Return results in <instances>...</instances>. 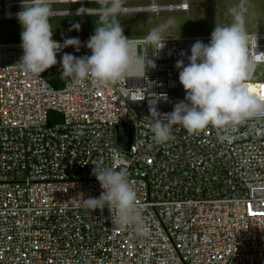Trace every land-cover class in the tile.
Returning <instances> with one entry per match:
<instances>
[{
	"label": "built area",
	"instance_id": "1",
	"mask_svg": "<svg viewBox=\"0 0 264 264\" xmlns=\"http://www.w3.org/2000/svg\"><path fill=\"white\" fill-rule=\"evenodd\" d=\"M188 1L126 0L123 14L186 12ZM81 2L53 10L52 18L101 15L97 0ZM23 3L33 0H3L0 19L18 20L13 9ZM251 35L253 51L264 56V32ZM210 39L169 36L159 56L143 38L132 39L137 55L149 57L155 68L142 65L114 85L65 78L59 89L43 73L22 70V42H0V264H264V119L228 133L210 126L189 134L175 124L169 142L153 140L149 101L157 100L165 114L185 100L176 62L187 65L191 46ZM80 41L79 52H58L57 67L64 53L92 54L88 40ZM260 65L264 60L245 84L264 97V81H254ZM127 125L133 138L124 151L115 128L126 133ZM95 164L126 172L147 235L114 225L107 208L85 205L103 191Z\"/></svg>",
	"mask_w": 264,
	"mask_h": 264
},
{
	"label": "clouds",
	"instance_id": "2",
	"mask_svg": "<svg viewBox=\"0 0 264 264\" xmlns=\"http://www.w3.org/2000/svg\"><path fill=\"white\" fill-rule=\"evenodd\" d=\"M97 2L101 5V26L96 27L86 45L92 54L76 57L64 53L60 62L61 78L76 84L91 81L98 86L114 85L130 78L142 65L147 69L155 68V62L149 57L145 60L137 55L136 41L125 35L117 20L125 11L126 0ZM52 3L53 0H33L30 6L23 3L16 14L22 25L23 56L19 63L26 74L34 77L56 66L57 54L63 48L74 47L77 52L81 49L78 38H66L63 44L53 39ZM229 11L233 16L230 25L216 24L210 43L197 40L191 46L187 65L183 59L176 62L179 81L186 92L185 100L165 114L158 112L157 100L149 101L153 117L151 131L156 144L164 145L173 139L172 125L175 124L189 134L204 132L210 126L228 133L249 120L264 119V97L253 94L245 84L264 56L253 51L254 37L245 25L244 0ZM165 27H155L143 38L146 45L154 48L156 56L166 47L169 36L162 35ZM181 55L187 56V53ZM159 98L167 101V94H160ZM157 116L159 118H155ZM93 174L103 191L99 197H87L85 205L93 211L107 208L114 225H131L138 235H147L150 229L143 218L137 191L126 172L95 164Z\"/></svg>",
	"mask_w": 264,
	"mask_h": 264
},
{
	"label": "rangeland",
	"instance_id": "3",
	"mask_svg": "<svg viewBox=\"0 0 264 264\" xmlns=\"http://www.w3.org/2000/svg\"><path fill=\"white\" fill-rule=\"evenodd\" d=\"M52 4L53 10L75 9L78 4ZM241 3V0H189L188 11L163 12L160 14L131 13L121 14L117 17L123 26L125 35L130 39H142L155 27L166 25L162 35L186 37L197 35H211L216 24L228 26L233 22L230 9ZM89 7L98 8L96 4ZM247 9L245 25L250 34L264 32V12L262 0H244ZM1 7V6H0ZM22 7L14 8L21 11ZM2 10V8H0ZM1 13V11H0ZM50 23L54 32L53 39L64 41L66 38L89 40L95 34V29L101 26L100 15L54 17ZM22 25L19 20L5 21L0 19V42H22ZM151 50V45L148 46ZM254 81H264V65H260ZM130 125L123 126L127 130Z\"/></svg>",
	"mask_w": 264,
	"mask_h": 264
},
{
	"label": "water",
	"instance_id": "4",
	"mask_svg": "<svg viewBox=\"0 0 264 264\" xmlns=\"http://www.w3.org/2000/svg\"><path fill=\"white\" fill-rule=\"evenodd\" d=\"M115 130H116L117 146L124 151H129L132 145V138H133L132 129L129 128L126 133H122L120 131L119 126H116Z\"/></svg>",
	"mask_w": 264,
	"mask_h": 264
},
{
	"label": "trees",
	"instance_id": "5",
	"mask_svg": "<svg viewBox=\"0 0 264 264\" xmlns=\"http://www.w3.org/2000/svg\"><path fill=\"white\" fill-rule=\"evenodd\" d=\"M61 67L53 66L44 74L46 80L55 88L59 89L64 85L65 78H61Z\"/></svg>",
	"mask_w": 264,
	"mask_h": 264
},
{
	"label": "bare ground",
	"instance_id": "6",
	"mask_svg": "<svg viewBox=\"0 0 264 264\" xmlns=\"http://www.w3.org/2000/svg\"><path fill=\"white\" fill-rule=\"evenodd\" d=\"M68 2H71V3H75L76 2L77 4L82 3L81 0H73V1H68Z\"/></svg>",
	"mask_w": 264,
	"mask_h": 264
},
{
	"label": "crops",
	"instance_id": "7",
	"mask_svg": "<svg viewBox=\"0 0 264 264\" xmlns=\"http://www.w3.org/2000/svg\"><path fill=\"white\" fill-rule=\"evenodd\" d=\"M3 0H0V6L2 5Z\"/></svg>",
	"mask_w": 264,
	"mask_h": 264
}]
</instances>
